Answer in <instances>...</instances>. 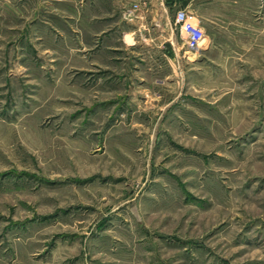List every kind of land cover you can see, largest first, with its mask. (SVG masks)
<instances>
[{"label":"rangeland","instance_id":"obj_1","mask_svg":"<svg viewBox=\"0 0 264 264\" xmlns=\"http://www.w3.org/2000/svg\"><path fill=\"white\" fill-rule=\"evenodd\" d=\"M82 1L0 0V264H264V21L142 62Z\"/></svg>","mask_w":264,"mask_h":264},{"label":"crops","instance_id":"obj_2","mask_svg":"<svg viewBox=\"0 0 264 264\" xmlns=\"http://www.w3.org/2000/svg\"><path fill=\"white\" fill-rule=\"evenodd\" d=\"M85 1L96 10L90 14L91 22L99 24L102 38H107L113 43L108 47L110 53L123 50L124 54H130L134 51L140 55L139 60L142 62L151 55L160 63L164 60H178L180 51L186 47L185 35L173 21L175 12L179 9H184L193 16V20L203 30L205 38L216 36L215 33L223 22L239 23L232 25L231 30L242 32L239 34L243 36V31L252 30L246 23L264 21V0ZM82 2L81 0V4ZM136 4L138 7L133 8ZM116 22H123V28L115 29ZM91 33L93 39L100 38L98 34L95 35V31L92 30ZM111 60L116 59L113 56Z\"/></svg>","mask_w":264,"mask_h":264},{"label":"built area","instance_id":"obj_3","mask_svg":"<svg viewBox=\"0 0 264 264\" xmlns=\"http://www.w3.org/2000/svg\"><path fill=\"white\" fill-rule=\"evenodd\" d=\"M174 24L185 35V46L189 50L198 49L205 39V34L199 24L193 20V16L184 9H179L174 15Z\"/></svg>","mask_w":264,"mask_h":264}]
</instances>
